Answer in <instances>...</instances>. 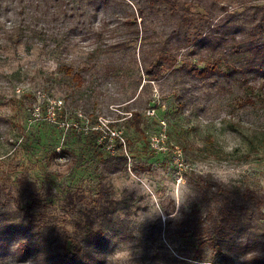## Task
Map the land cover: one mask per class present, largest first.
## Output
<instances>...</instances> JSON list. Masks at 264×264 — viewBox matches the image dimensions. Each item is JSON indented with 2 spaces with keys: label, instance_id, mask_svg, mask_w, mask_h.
Here are the masks:
<instances>
[{
  "label": "rangeland",
  "instance_id": "obj_1",
  "mask_svg": "<svg viewBox=\"0 0 264 264\" xmlns=\"http://www.w3.org/2000/svg\"><path fill=\"white\" fill-rule=\"evenodd\" d=\"M66 1L73 12L67 22L76 26L66 48L38 35L18 37L19 1L0 3V264H53L87 230L102 226L95 199L119 222L105 264H148L153 251L163 264L264 257V219L247 228L254 246L231 261L208 245L194 256L198 240L177 234L174 225L203 209L188 183L192 172L264 197V76L225 75V63L243 67L244 56L213 51L209 42L175 47L167 31L176 20L162 5L148 13L146 34L135 39L120 20L138 0ZM184 1L177 10L203 34L208 23L243 27L250 8L264 6V0H187L181 9ZM137 23L142 28L143 20ZM117 40L124 45H108ZM160 50H170L176 62L171 70L163 63L152 80L144 65ZM215 58H225L220 73L200 80L186 74ZM119 156L125 166L103 169ZM23 241L27 252L18 249Z\"/></svg>",
  "mask_w": 264,
  "mask_h": 264
},
{
  "label": "trees",
  "instance_id": "obj_2",
  "mask_svg": "<svg viewBox=\"0 0 264 264\" xmlns=\"http://www.w3.org/2000/svg\"><path fill=\"white\" fill-rule=\"evenodd\" d=\"M18 1L20 6L16 14L20 17L21 25L16 26V29L20 31L14 34H18V37L23 36V39L38 35V39L41 41L57 43L66 48L64 42L76 28L75 25H69L67 22L73 13L70 2L66 0H32L25 4L27 0ZM94 1L101 6H106L110 0ZM121 1L124 2V0ZM138 2L139 5L135 8L136 13L128 12L120 20V23L126 27L130 34L132 33L135 39L142 38L143 33L146 34L144 22L148 13L155 14L159 6L162 5V8L176 20L167 31L168 38H174L177 41L174 44L175 47H180L183 44L194 46L209 42L208 46L213 51L221 47L224 52L244 56L245 65L243 67L237 66L236 63L230 65L225 63L227 68L225 75L248 70L264 76V6L251 7L248 16L249 21L243 27L241 25L237 29L231 30V27L227 28L225 21L221 24H215L212 29L211 23H208L206 25L208 32L203 34L199 31L203 26L188 21L191 18L187 17L184 12L177 10L178 0H138ZM186 3L187 0L182 3L181 9H184ZM115 18L116 20L121 19L118 15ZM137 18H140V22L143 20L142 28H138ZM102 25H105V22ZM192 28H194L193 31ZM108 45L116 48L124 45V43L123 40H117V42H110ZM162 48L164 49L166 46H162ZM222 59L215 58L203 68L193 67L186 74L199 80L209 78L220 73L221 63H224L225 58ZM175 62L176 57L170 50L168 52L160 50L155 58L147 60L144 68L153 80L157 78L163 63L166 64L167 69L171 70ZM63 69L65 73L71 75L77 84L83 82L84 78L81 74L74 73L71 67L63 65ZM133 117L136 127H138V113L134 112ZM117 160L116 163L112 160H106L103 163V169L108 166L111 168L114 165L119 169L123 165L125 166L126 157L119 156ZM188 183L200 202L203 203V209L193 217H182L174 225L177 234L191 235L198 240L193 250L194 256L198 257L206 245L213 248L214 253L220 255L224 260L230 261L234 253L249 251L254 246L253 240L255 238L248 232L247 228L252 223L264 219V210L260 208L264 203V197L249 188H239L232 183H225L214 178L211 174L202 172H192ZM36 201L37 198H34L33 203ZM94 202L99 207L97 211L102 226L87 230L83 241L78 242V245L65 248L61 254L57 255L53 264H105V250L110 245L111 240L117 237L119 222L113 216V211H110L106 206H101L100 200L95 199ZM119 234L122 233L119 232ZM255 241L257 240L255 239ZM89 247L91 249H88ZM18 249L27 252L29 245L24 241L19 242ZM148 255V264L164 263L159 258L158 252L153 251ZM244 262L245 264H264V257L253 255L245 259Z\"/></svg>",
  "mask_w": 264,
  "mask_h": 264
}]
</instances>
